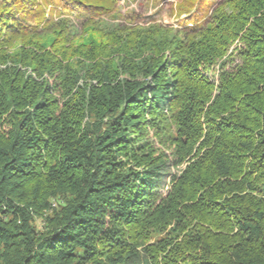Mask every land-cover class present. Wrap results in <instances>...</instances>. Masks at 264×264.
Segmentation results:
<instances>
[{
  "label": "trees",
  "instance_id": "16d2710c",
  "mask_svg": "<svg viewBox=\"0 0 264 264\" xmlns=\"http://www.w3.org/2000/svg\"><path fill=\"white\" fill-rule=\"evenodd\" d=\"M121 1L0 0V264H264V0Z\"/></svg>",
  "mask_w": 264,
  "mask_h": 264
},
{
  "label": "rangeland",
  "instance_id": "374dc122",
  "mask_svg": "<svg viewBox=\"0 0 264 264\" xmlns=\"http://www.w3.org/2000/svg\"><path fill=\"white\" fill-rule=\"evenodd\" d=\"M131 2L132 3L130 4L129 1L122 0L119 4V11L125 17L133 18V16L136 15L141 17L145 23L159 22L173 26H176V24L179 23V19L175 16L171 5L165 7L164 2L162 1L160 3L157 0H131ZM169 180L170 177L166 176L159 185L161 186L159 190L163 195L168 191Z\"/></svg>",
  "mask_w": 264,
  "mask_h": 264
}]
</instances>
